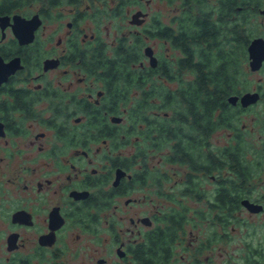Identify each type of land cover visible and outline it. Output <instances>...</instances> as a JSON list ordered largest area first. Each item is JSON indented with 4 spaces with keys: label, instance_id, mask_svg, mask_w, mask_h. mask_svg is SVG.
<instances>
[{
    "label": "flooded vegetation",
    "instance_id": "af4514ba",
    "mask_svg": "<svg viewBox=\"0 0 264 264\" xmlns=\"http://www.w3.org/2000/svg\"><path fill=\"white\" fill-rule=\"evenodd\" d=\"M152 2L0 0V264H208V223L264 217L243 204L255 186L238 148L263 83L234 68L245 54L264 68L247 53L264 36L245 37L264 1ZM202 84L206 105H179Z\"/></svg>",
    "mask_w": 264,
    "mask_h": 264
},
{
    "label": "rangeland",
    "instance_id": "374dc122",
    "mask_svg": "<svg viewBox=\"0 0 264 264\" xmlns=\"http://www.w3.org/2000/svg\"><path fill=\"white\" fill-rule=\"evenodd\" d=\"M261 3L264 1L260 0ZM157 0H153L151 9L156 10ZM132 5H128L126 8L131 10ZM261 9L264 8V5L261 4ZM245 16L248 18V22L245 25V37H257L260 34L264 36V15L257 10L254 13H246ZM124 21L119 22L122 25ZM118 25V23H117ZM111 31L118 30L117 26L114 25L111 28ZM162 49L161 44L158 43L155 46V50L160 53ZM236 65L234 66L235 70L243 75L244 84L249 86L248 89L254 88L256 79H261L262 87L259 88V92L263 95V99L260 102L255 104V108L251 111H246L243 114L241 113L243 121L246 125L244 131H242V136L248 142L238 148L241 150L240 153L249 159L248 161H243L250 169L249 173V182H252L255 186V192L247 195H242L250 201H258L264 206V160L258 156L259 149L262 147L261 140L264 138V68L261 69L258 73H250L248 69V62L246 59V54L243 58L234 59ZM255 117V119H252ZM216 139H219L217 137ZM215 141V139L213 140ZM224 141L219 139V144H223ZM170 144H164L163 147H159L154 150L157 153H166V150L169 149ZM214 147H220L214 145ZM155 149V148H154ZM246 154H248L246 156ZM261 155V154H259ZM242 158V156H241ZM165 160V159H164ZM227 161V160H226ZM229 162H227V165ZM164 169L170 174L173 170V164H164ZM225 168H228L226 166ZM248 169V170H250ZM226 171V170H223ZM190 197L185 196L181 197V203L193 204L190 201ZM252 203V202H251ZM255 205V203H253ZM258 205V204H256ZM237 211H235L236 213ZM242 220L237 224L227 225L221 227V229L208 223V226H205V232L208 237L212 239V248L211 250L205 251L204 254L208 255L207 261L208 264H264V217L262 215H250L243 207H241ZM258 212V211H253ZM213 216V213L211 214ZM201 228L203 226H200ZM224 231L227 234V237L223 240L214 237V232ZM194 233H197L196 231ZM199 234V239L201 240L204 236L202 233ZM177 256V255H176ZM176 264H186L181 260H175Z\"/></svg>",
    "mask_w": 264,
    "mask_h": 264
},
{
    "label": "trees",
    "instance_id": "16d2710c",
    "mask_svg": "<svg viewBox=\"0 0 264 264\" xmlns=\"http://www.w3.org/2000/svg\"><path fill=\"white\" fill-rule=\"evenodd\" d=\"M245 2L247 0H244ZM246 42V38H245ZM210 74L212 78H210L211 82L214 84H224L229 82L227 78H222V76H226L227 73L224 69L221 68H211ZM191 91V92H190ZM223 92H226L225 87L216 86L213 88V90L210 92V105H223L224 103V97L221 95ZM181 98L179 105H206L207 102V91L204 90L203 84L199 86V88H187L185 92H181ZM186 195V194H184ZM231 202V200H229ZM228 201V202H229Z\"/></svg>",
    "mask_w": 264,
    "mask_h": 264
},
{
    "label": "water",
    "instance_id": "95a60500",
    "mask_svg": "<svg viewBox=\"0 0 264 264\" xmlns=\"http://www.w3.org/2000/svg\"><path fill=\"white\" fill-rule=\"evenodd\" d=\"M247 53H248V58L250 60L249 65L250 69L257 70L261 62L264 60V39L263 38H255L251 40L250 44L247 47ZM154 58L151 57V61ZM154 64V63H153ZM257 99V94H244V96L241 98V102L244 105H247L249 103L255 102ZM232 101H235L236 98L232 97ZM243 204L248 207L252 211H259L261 209L260 205H254L253 203L249 202L248 200H244Z\"/></svg>",
    "mask_w": 264,
    "mask_h": 264
}]
</instances>
